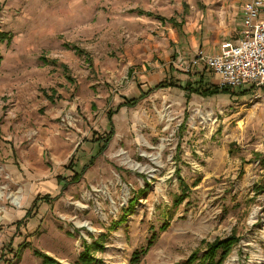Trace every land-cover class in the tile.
Returning <instances> with one entry per match:
<instances>
[{
    "label": "rangeland",
    "instance_id": "obj_1",
    "mask_svg": "<svg viewBox=\"0 0 264 264\" xmlns=\"http://www.w3.org/2000/svg\"><path fill=\"white\" fill-rule=\"evenodd\" d=\"M65 1L0 0V264H43L35 249L75 264L97 245L94 264H130L152 236L137 264H181L230 235L222 264H264L263 95L189 93L179 84L220 74L169 64L190 40L211 52L238 37L237 0L83 2L71 28L52 20ZM170 75L185 82L154 88ZM109 113L108 146L62 187L95 155Z\"/></svg>",
    "mask_w": 264,
    "mask_h": 264
},
{
    "label": "built area",
    "instance_id": "obj_2",
    "mask_svg": "<svg viewBox=\"0 0 264 264\" xmlns=\"http://www.w3.org/2000/svg\"><path fill=\"white\" fill-rule=\"evenodd\" d=\"M173 63L184 71L200 68L220 74V85L248 86L264 98V0L242 3L241 28L235 42L222 43L217 53L197 50L188 60L177 57Z\"/></svg>",
    "mask_w": 264,
    "mask_h": 264
},
{
    "label": "trees",
    "instance_id": "obj_3",
    "mask_svg": "<svg viewBox=\"0 0 264 264\" xmlns=\"http://www.w3.org/2000/svg\"><path fill=\"white\" fill-rule=\"evenodd\" d=\"M8 38V35L5 33H0V41H4ZM66 47L72 48L76 51V53L82 55L84 54V50L80 49L77 46H70L68 44H65ZM54 63L55 61H51ZM176 82V81H175ZM174 81H161L159 82L154 88H164L168 86H178L177 83ZM182 88H185L189 93H195L203 97H210L219 93H232V87L226 86V85H216V84H209L204 81L203 77H199V79L189 82L186 81L184 84H179ZM153 88V89H154ZM143 95H140L137 98H131L128 101H125L121 103L119 106H127V107H133L136 105V103L144 97ZM246 94V91H243L240 95ZM111 115L112 113H109L108 115V126H109V132L108 134L103 138L102 141L97 146V150L95 155H93L86 164H84L80 171L77 173H73V175L66 179L65 177H58V182L61 183L62 187H66L67 185L71 183H76L80 181L83 173L89 168V166L93 163V161L106 149L108 146V143L110 142L114 130H113V123L111 121ZM76 172V171H75ZM136 200L134 198L132 202L130 203V207H133V202ZM130 210V209H129ZM168 227V224L164 223L161 226V230H164ZM155 240V236H152L151 239H149L147 243V247L144 249H141L140 251H135L132 254V257L130 259V264H137L140 259L147 253L148 248L152 246L153 242ZM238 241L237 237L234 235H230L228 237L222 238V239H216L215 241L211 243H207L204 249L202 250L201 255L199 253L201 251H194L191 253L188 258L181 264H222L224 260L226 259L228 253L230 252L232 246ZM98 248L94 249L91 248V246H86L84 248V251L81 253L79 259L75 264H94L92 259L91 251H101L103 250L102 245H97ZM33 254L41 259V262L43 264H63L59 262L57 259L35 249L33 251Z\"/></svg>",
    "mask_w": 264,
    "mask_h": 264
},
{
    "label": "crops",
    "instance_id": "obj_4",
    "mask_svg": "<svg viewBox=\"0 0 264 264\" xmlns=\"http://www.w3.org/2000/svg\"><path fill=\"white\" fill-rule=\"evenodd\" d=\"M89 1L90 2H94L95 0H73V2L71 3V8H70L69 4L67 3V1H65L64 8L62 7L60 11H58L57 13H53L52 20H54L55 23L57 22V23H59V24H61L63 26H65V24H66V27L67 28H71L72 26H74V23H72L73 25H71V22H73L72 20L74 18H76L78 20L80 18H83L84 19L85 17L88 16L86 14L85 4L84 5H82V4H83V2L85 3V2H89ZM244 1L245 0H237L238 7L234 11L235 17H233L234 15L233 16L229 15L230 13H226V15H223V17L221 18V25H227L229 23V21L231 20L232 17H233V20L236 21V17H237L238 28H239L238 31H240V28H241V6H242V3ZM76 32H80V33H83L84 32L83 27H82L81 24H79V26L77 27V31ZM237 35H239V32H238ZM237 38L238 37H236L234 40H231V38L228 39V40L225 39L224 41H222L219 44L218 47H216V49H214V51H211V52L208 51V46L206 45V42L208 40H206L204 42L203 41H200L198 45L196 44V41L195 40L194 41L190 40V42H189L190 46L188 47L189 49L184 50V51L177 52L178 55L175 56L174 58L176 60L177 57H182L184 60H188L189 59V56L192 55L193 53H195L197 50H201L204 53L208 52L210 54H214V53H217L219 51L220 45L222 43L227 42V41L235 42L237 40ZM175 60H174V62H175ZM165 63H168V60H166L163 65H165ZM169 64L171 65L172 69H174L177 72L183 73L185 76H188L189 74L190 75H196L197 72L202 71V70H205V69H200V68H193L190 71H184V70L176 67L175 63H173V62H171ZM183 76L182 75H178V76L177 75L176 76L175 75H170L169 77H170V79L172 78L171 79L172 81H176L177 80L179 83L180 82L183 83V82H185ZM171 80H169V81H171ZM176 87L175 86H168V87H164L162 89L176 88ZM148 93H149L148 91L145 92L143 98H145ZM140 95H143V93H140ZM133 98H135V97H133ZM143 98H141V99H143Z\"/></svg>",
    "mask_w": 264,
    "mask_h": 264
},
{
    "label": "bare ground",
    "instance_id": "obj_5",
    "mask_svg": "<svg viewBox=\"0 0 264 264\" xmlns=\"http://www.w3.org/2000/svg\"><path fill=\"white\" fill-rule=\"evenodd\" d=\"M255 214V212L252 214V219H253V215ZM231 261H232V259H229L227 262H226V264H231Z\"/></svg>",
    "mask_w": 264,
    "mask_h": 264
}]
</instances>
